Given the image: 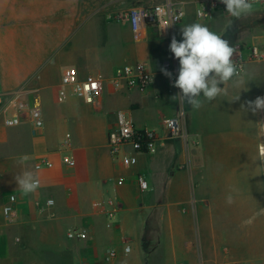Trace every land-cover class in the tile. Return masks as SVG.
Masks as SVG:
<instances>
[{"label": "crops", "instance_id": "1", "mask_svg": "<svg viewBox=\"0 0 264 264\" xmlns=\"http://www.w3.org/2000/svg\"><path fill=\"white\" fill-rule=\"evenodd\" d=\"M198 1H178L186 17L168 37L149 29L136 42L127 25L112 27L102 15L87 14L86 6L78 13L76 0H0V98L36 99L45 121L35 129L25 113L19 126L8 128L2 116L0 264H264V110L253 113L248 106L264 97V63L247 62L240 88L229 83L215 100L201 97L198 110L171 99L180 90L173 86L179 62L170 43L182 40V26L203 23L235 48L233 59L239 50L231 40L236 18L218 10L199 20ZM263 41L242 28L245 53ZM125 60L147 65L153 76L147 90L113 86L114 71ZM68 67L81 79L103 81L100 105L60 100ZM181 110L187 141L170 139L148 154L129 147L110 153L108 135L119 113L139 129L162 134L164 120ZM67 137L73 166L64 162ZM41 157L55 165L36 168ZM25 170L40 181L31 194L15 181ZM139 176L147 189L140 188ZM12 194L17 215L6 222L2 207ZM73 229L86 236L69 239ZM111 249L117 256L107 260Z\"/></svg>", "mask_w": 264, "mask_h": 264}, {"label": "built area", "instance_id": "2", "mask_svg": "<svg viewBox=\"0 0 264 264\" xmlns=\"http://www.w3.org/2000/svg\"><path fill=\"white\" fill-rule=\"evenodd\" d=\"M254 4L264 5V0H256ZM216 9L226 12V6L221 3V0H199L195 11L196 17L199 20H210L213 18ZM185 14L184 2L164 0V2L159 4L143 5L116 11L109 15V19L116 23L127 25L130 28L133 40L140 42L145 38L149 29L156 31L160 37H168L171 29L183 20ZM233 60L238 65L239 72L244 70L247 62H264V41L261 46L249 47L247 53L238 50ZM165 67L170 69L171 65L166 63ZM152 82L153 76L146 64H131L127 60L115 69L112 76V84L118 90L138 89L145 91ZM61 85L59 98L62 101L67 100L69 97H75L91 106H97L101 103L103 81L98 77L89 75L81 79L75 67H68L62 75ZM6 98L3 107L4 126L8 128L19 126L22 123L23 114L26 113L35 129L44 127L45 121L42 109L36 99L28 102L22 99L19 94L9 95ZM0 102H3L2 97ZM183 117L184 111L181 110L177 117L165 119L162 124L163 133L160 134L149 128H137L131 118L119 113L117 116V127L108 135L110 153L113 156H118L125 147H129L133 152L148 154L155 152L157 147L167 140L183 139L187 141L188 134L184 131L181 123ZM71 150V139L67 137L62 143V151L66 152L64 162L67 166H73L75 162V155ZM263 150V147H261L260 153ZM124 158L127 159L128 156L125 155ZM54 165L53 161L46 157H41L36 168H52ZM138 183L141 189L145 190L148 188V183L142 176L138 177ZM53 203V200L46 202L48 206L53 205ZM2 215L6 222H12L15 219L17 215L16 195H9L2 207ZM108 216L112 217V214ZM67 236L71 240H81L86 236V231L73 229L68 232ZM129 250V247L125 248L126 252ZM116 256L117 251L111 249L107 260Z\"/></svg>", "mask_w": 264, "mask_h": 264}, {"label": "clouds", "instance_id": "3", "mask_svg": "<svg viewBox=\"0 0 264 264\" xmlns=\"http://www.w3.org/2000/svg\"><path fill=\"white\" fill-rule=\"evenodd\" d=\"M221 3L226 6L229 16L240 19L252 14L256 0H221ZM181 34V41L173 37L170 43V52L179 62L178 75L173 86L180 91L171 97L173 101L187 103L194 110H198L203 106V100L211 102L226 94L225 85L231 83L233 87L240 88L245 83L233 60L236 50L221 34L200 22L182 26ZM161 71L171 79V72L164 68ZM239 96L234 100L239 99ZM248 106L253 113L264 110V97L249 101ZM19 163L23 165L24 161ZM15 181L25 194L34 193L40 186L38 177L30 170L16 175Z\"/></svg>", "mask_w": 264, "mask_h": 264}, {"label": "rangeland", "instance_id": "4", "mask_svg": "<svg viewBox=\"0 0 264 264\" xmlns=\"http://www.w3.org/2000/svg\"><path fill=\"white\" fill-rule=\"evenodd\" d=\"M163 1L164 0H76V4H77L78 13L81 12V9H84V7L86 6L87 14L88 12H91L94 16L102 15L112 27H115L118 26L119 23L110 20L109 19L110 14L122 9H129L132 7L143 6V5L158 4ZM178 1H184V0H178ZM185 1H189V0H185ZM191 1H195V0H191ZM253 7L254 10L252 14L245 17H241L240 19H235V21L231 24V26L233 27L231 29L234 34L231 40L239 44L240 45L239 50L242 51H244L247 48L246 44H242L241 42H239L240 36L242 34V28L248 27L249 29H253L255 30L256 35L258 34V36L264 37L263 35L264 6L259 4H254ZM216 11H218V9H216L215 12ZM256 63L262 64L264 62H256ZM3 107H4V100L2 103L0 102V124L2 123ZM196 232L198 233L197 227H196Z\"/></svg>", "mask_w": 264, "mask_h": 264}]
</instances>
